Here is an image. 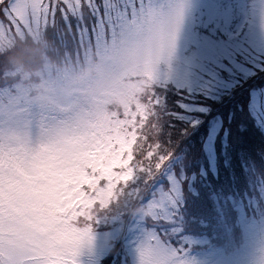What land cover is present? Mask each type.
<instances>
[{"label":"snow or ice","instance_id":"1","mask_svg":"<svg viewBox=\"0 0 264 264\" xmlns=\"http://www.w3.org/2000/svg\"><path fill=\"white\" fill-rule=\"evenodd\" d=\"M0 29L146 49L125 109L0 105V264H264V0H0Z\"/></svg>","mask_w":264,"mask_h":264},{"label":"rangeland","instance_id":"2","mask_svg":"<svg viewBox=\"0 0 264 264\" xmlns=\"http://www.w3.org/2000/svg\"><path fill=\"white\" fill-rule=\"evenodd\" d=\"M9 39L4 30L0 29V44ZM145 57L146 49L142 44L119 37L99 49L86 44L83 46L82 57L77 58L76 64H64L58 67L61 69L55 70L46 68L45 79L41 83L38 82L39 84H22L17 92L14 84L12 85L14 92L11 91V85L1 86L0 105L19 110L39 107L34 115L35 113L62 115L85 105L92 113L97 114L106 113L110 104L120 105L125 109L131 104L129 102L131 95L146 84V72L143 67ZM96 63L94 73L91 69ZM41 87L45 88L46 93ZM35 89L37 92L32 96L31 91ZM18 98L24 100V107ZM29 105L33 107H28ZM222 105L224 104H220L219 107ZM53 128L55 129L51 141L53 144L61 141L74 142L80 132L75 123L57 122ZM245 255L251 261L257 253L249 248Z\"/></svg>","mask_w":264,"mask_h":264},{"label":"trees","instance_id":"3","mask_svg":"<svg viewBox=\"0 0 264 264\" xmlns=\"http://www.w3.org/2000/svg\"><path fill=\"white\" fill-rule=\"evenodd\" d=\"M223 104L224 105H222L220 107H219V105L216 106L217 112L220 113V114L225 113L228 110L229 106H230L229 102H226V103H223Z\"/></svg>","mask_w":264,"mask_h":264}]
</instances>
